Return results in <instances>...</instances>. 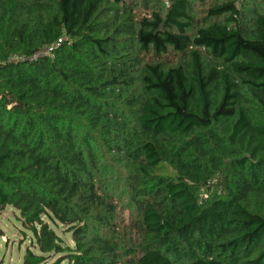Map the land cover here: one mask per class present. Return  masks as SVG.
<instances>
[{
	"label": "trees",
	"instance_id": "1",
	"mask_svg": "<svg viewBox=\"0 0 264 264\" xmlns=\"http://www.w3.org/2000/svg\"><path fill=\"white\" fill-rule=\"evenodd\" d=\"M191 2L122 39L95 22L125 0L0 4V214L33 233L24 264H264V13L199 26ZM122 53L152 57L139 79Z\"/></svg>",
	"mask_w": 264,
	"mask_h": 264
},
{
	"label": "rangeland",
	"instance_id": "2",
	"mask_svg": "<svg viewBox=\"0 0 264 264\" xmlns=\"http://www.w3.org/2000/svg\"><path fill=\"white\" fill-rule=\"evenodd\" d=\"M0 4L8 2L15 3L18 0H0ZM28 1H43V0H28ZM232 1V0H192V6L190 8V13L195 17L199 26L202 24H207L214 21L215 19L208 16V8L212 4H220L222 2ZM236 1L237 7L241 12V24L246 28H250L252 21L257 13H264V0H234ZM14 6V4H12ZM2 6V5H0ZM12 6V7H13ZM169 6V0H125V5L119 6L116 4H106L100 16L96 20V27L103 28V24H108V30L101 29V35L106 31L109 35L116 36L118 38H123L124 34L120 33L119 30L125 27L131 21H137L141 19L144 15L150 14L152 11H166ZM10 7V6H9ZM8 7V8H9ZM11 10V7L9 8ZM1 13V10H0ZM227 16H222L218 20L225 21ZM119 57L125 59H139V66L129 65V71L133 74L135 79H139L142 65L150 60L149 55L143 53H133L131 57L126 56L125 53L119 55ZM204 61L209 66L223 65L222 62L213 63V60L203 52ZM170 59V61H167ZM189 55L187 57H181L180 55L176 57H167L162 60L170 64H182L189 61ZM164 173L172 175L176 174L173 167L165 165ZM207 192V188L201 189L202 198ZM127 201V200H126ZM126 207V206H125ZM131 212L128 209H123L121 211V218L128 221ZM55 229L57 235H59L62 241L69 245L70 247L75 246V242L72 237V233L68 232L64 226H55L51 224ZM0 227L4 231V236L0 237V264H24V257L29 248L35 253H39L36 246L32 244L33 233L22 224L20 218V213L13 206H7L0 214ZM63 254H52L45 263L41 264H56V261L60 260ZM62 259V258H61ZM58 264V263H57ZM60 264H68L67 260H61Z\"/></svg>",
	"mask_w": 264,
	"mask_h": 264
}]
</instances>
